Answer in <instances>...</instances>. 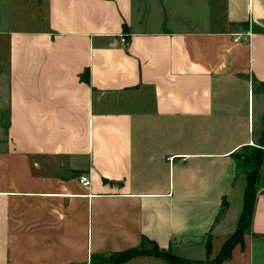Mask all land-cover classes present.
Returning a JSON list of instances; mask_svg holds the SVG:
<instances>
[{
  "label": "crops",
  "instance_id": "1",
  "mask_svg": "<svg viewBox=\"0 0 264 264\" xmlns=\"http://www.w3.org/2000/svg\"><path fill=\"white\" fill-rule=\"evenodd\" d=\"M46 5L25 65L0 72V264H113L143 239L217 257L246 154L264 155V0ZM260 241L264 188L223 264H255ZM166 259L122 264H183Z\"/></svg>",
  "mask_w": 264,
  "mask_h": 264
},
{
  "label": "rangeland",
  "instance_id": "2",
  "mask_svg": "<svg viewBox=\"0 0 264 264\" xmlns=\"http://www.w3.org/2000/svg\"><path fill=\"white\" fill-rule=\"evenodd\" d=\"M46 3L47 0H0V72L8 73L15 62L19 66L25 65L23 58L24 52L27 50L29 33L39 31L44 26L48 16ZM18 52L19 60L18 57L15 58ZM251 155L252 153L246 154V165L240 178L245 181L246 176L248 178L250 174L255 173L257 189L260 191L264 188V163L257 170L258 166L253 163ZM222 242V239L215 241L214 250L216 253L221 250ZM263 244L264 241H260L256 247L255 264H264ZM166 252L171 254L169 250ZM211 254H207V258L204 260L190 261V264H213L216 257H211ZM166 260L170 263L175 261V259Z\"/></svg>",
  "mask_w": 264,
  "mask_h": 264
},
{
  "label": "trees",
  "instance_id": "3",
  "mask_svg": "<svg viewBox=\"0 0 264 264\" xmlns=\"http://www.w3.org/2000/svg\"><path fill=\"white\" fill-rule=\"evenodd\" d=\"M86 80H88V77L86 78ZM261 153L262 151L260 149H256V151L253 153L251 157L252 160L254 161L253 163L256 166H258L257 170H259V168H261V166L264 163V155ZM247 179H248V182H247L245 192H244L243 210H242L241 216L238 221L237 229L226 240L219 255L214 260L213 264H223L225 260L230 258L233 247L236 244L241 243L243 241L244 233L250 228V224L252 222V218L254 214L255 202H256V197L258 194V189H257V184H256L255 173L250 174ZM146 243H147V239H143L140 247L130 249L121 254H118L115 257L114 264H122L138 254H153L155 256H161L163 258L175 259V262L191 263L190 261H185L183 258H180V257L178 258L177 256L171 255L164 250L146 249L145 248ZM211 251H212V246H211V243L208 242L207 253L211 254ZM200 264H203V263H200Z\"/></svg>",
  "mask_w": 264,
  "mask_h": 264
},
{
  "label": "built area",
  "instance_id": "4",
  "mask_svg": "<svg viewBox=\"0 0 264 264\" xmlns=\"http://www.w3.org/2000/svg\"><path fill=\"white\" fill-rule=\"evenodd\" d=\"M122 42L123 43H127V38L125 36H122ZM173 158V157H172ZM80 182L85 185L88 186L90 185L91 179L88 175L84 174L80 177Z\"/></svg>",
  "mask_w": 264,
  "mask_h": 264
}]
</instances>
